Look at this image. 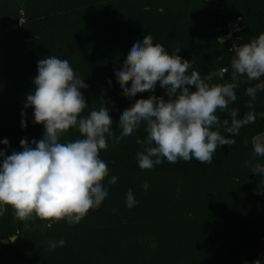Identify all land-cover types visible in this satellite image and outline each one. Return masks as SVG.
I'll list each match as a JSON object with an SVG mask.
<instances>
[{
  "label": "trees",
  "instance_id": "obj_1",
  "mask_svg": "<svg viewBox=\"0 0 264 264\" xmlns=\"http://www.w3.org/2000/svg\"><path fill=\"white\" fill-rule=\"evenodd\" d=\"M219 1L229 19H242L239 46L264 33V0ZM218 5L214 0H0V138L12 140L6 155L22 150L21 139L31 143L43 137V125L33 124V109L24 104L35 88L37 62L51 55L67 59L88 85L81 89L89 105L82 115L104 103L116 136L123 111L148 94L124 96L115 71L133 44L149 34L169 54L179 47L176 54L192 64L189 72L199 71L209 84L231 82L235 52L223 41L226 31ZM221 68L228 69L223 79ZM256 83L246 77L238 82L237 100L229 105L238 110V118L250 111L245 93ZM153 94L168 98L158 86ZM252 111L255 122L231 137L234 145L221 146L211 164L165 159L141 170L136 153L142 148L136 140L146 138L143 123L121 143L109 140L108 149L100 152L109 169L103 182L108 196L81 220L84 226L71 225L68 233L47 232L42 245L15 248L17 242H2L16 232L12 225L0 238V255L15 264H264V175L245 165L254 139L264 135V91L257 93ZM216 115L222 125H230L228 111ZM78 138L75 129L65 137ZM256 162L264 164V157ZM112 176L118 179L109 185ZM145 182L147 189L142 187ZM129 189L136 200L132 208L126 206ZM60 240L63 247H50Z\"/></svg>",
  "mask_w": 264,
  "mask_h": 264
},
{
  "label": "clouds",
  "instance_id": "obj_2",
  "mask_svg": "<svg viewBox=\"0 0 264 264\" xmlns=\"http://www.w3.org/2000/svg\"><path fill=\"white\" fill-rule=\"evenodd\" d=\"M180 48L169 54L161 43H154L152 34L142 42H135L128 52L123 66L115 71L117 82L124 96L132 99L138 94H148L147 99H136L119 119L120 135L116 136L110 109L103 105L87 116L82 113L89 106L81 89H87L84 78L78 76L67 59L49 56L37 62V75L33 79L34 91L26 97L24 108L33 109V124H41L43 137L21 139V151L10 155L0 149V216L8 208L15 220L27 223L33 219L57 223L65 220L70 226L78 224L90 210L99 208L108 196L104 186L109 176L107 163L100 158L101 150H107L108 141L115 144L131 136L143 123L146 138L137 139L142 150L136 153L141 170H151L165 159L169 163L185 162L195 158L211 164L213 155L223 146H232L240 130L255 122L257 93L264 91V33L252 38L250 43L235 48L231 61V82L209 84L199 71L193 70L190 61L177 55ZM227 68L219 70L223 79ZM259 81L246 89L249 97L243 118L237 109L229 105L237 100L235 89L241 78ZM131 82V87H128ZM111 83V81H109ZM160 87L164 96L153 93ZM194 87V91L191 90ZM228 111L229 125H223L217 111ZM26 118V113L21 112ZM26 128V119L21 120ZM223 133H230L226 137ZM75 129L82 138L65 139ZM8 145V140L0 141ZM264 157V140L253 141L251 158L245 161L253 174L264 175V164L256 162ZM112 176L108 184L117 182ZM264 187V180L261 181ZM142 187L148 188L145 182ZM261 194V193H257ZM136 205L131 189L126 193V206ZM16 236L8 240L15 242ZM64 240L50 242L52 249L63 247ZM254 264H260L255 260Z\"/></svg>",
  "mask_w": 264,
  "mask_h": 264
},
{
  "label": "rangeland",
  "instance_id": "obj_3",
  "mask_svg": "<svg viewBox=\"0 0 264 264\" xmlns=\"http://www.w3.org/2000/svg\"><path fill=\"white\" fill-rule=\"evenodd\" d=\"M215 4L218 3L217 0H214ZM244 27H242L243 30ZM241 32L238 35V38H241L240 36ZM257 138H260L264 140V135H260ZM81 226H84L81 221L79 222ZM16 226V232L14 234L8 235L7 238H5L2 242L4 244H7L8 246H14V244L17 242L18 247L23 248H29L34 246L42 245V243L45 240V235L47 232H62V233H68L70 230V225L65 221L62 220L57 223H51L46 220H40V219H33L28 221L27 223L19 220H15L13 216V210L11 208H8V211L3 215L0 216V238L3 234H8V229L10 226ZM74 235V234H72ZM10 236H16L15 242H10L8 238ZM80 242L84 241V236L79 235ZM0 264H15L12 262L8 257L0 255Z\"/></svg>",
  "mask_w": 264,
  "mask_h": 264
},
{
  "label": "built area",
  "instance_id": "obj_4",
  "mask_svg": "<svg viewBox=\"0 0 264 264\" xmlns=\"http://www.w3.org/2000/svg\"><path fill=\"white\" fill-rule=\"evenodd\" d=\"M217 4H219L218 10L222 12V16L224 17V24L222 29L226 31V36L223 39V41L230 42L232 44V49L235 52V48L239 47L238 33H240L242 30V19L241 18L229 19L221 1L218 0ZM5 139L8 140L9 144L4 145L3 143H0V149H2L6 155L12 148V140L9 137H3L0 138V141H3Z\"/></svg>",
  "mask_w": 264,
  "mask_h": 264
}]
</instances>
